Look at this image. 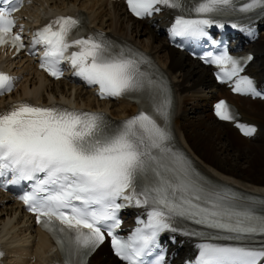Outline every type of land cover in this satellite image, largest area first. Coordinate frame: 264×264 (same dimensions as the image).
<instances>
[{"label":"snow or ice","instance_id":"1","mask_svg":"<svg viewBox=\"0 0 264 264\" xmlns=\"http://www.w3.org/2000/svg\"><path fill=\"white\" fill-rule=\"evenodd\" d=\"M126 2L139 18L160 12V6L173 10L170 35L182 42L208 38L215 43L207 29L213 25L223 29L221 18L251 19L250 13L264 14V0ZM22 4L23 0L0 3V46L25 47L19 32H14L13 13ZM230 26L251 34L237 22ZM32 45L42 47L40 67L52 77L59 79L61 65L68 64L75 76L98 86L102 99L131 97L141 102L136 115L118 123L102 112L61 105L20 102L0 110V181L31 182V190L20 199L56 238L66 264H86V257L104 242L105 234L126 264H151L145 258L160 247L158 238L165 231L204 241L197 245L193 264L264 262V210L257 211L254 198L206 180L175 149L170 89L149 70L142 53L116 45L103 33H87L83 19L72 16L58 17L37 30ZM201 58L215 64L220 69L218 77L232 81L235 92L261 95L252 80L240 75V60L227 52H208ZM13 87V78L0 73V95ZM216 115L225 121L234 119L224 101L216 105ZM254 131L246 127L244 134ZM259 203L264 206V200ZM129 206L144 209L146 219H138L139 226L124 238L115 230L121 223L120 209ZM186 221L201 227H184ZM163 261L160 254L154 264Z\"/></svg>","mask_w":264,"mask_h":264},{"label":"bare ground","instance_id":"2","mask_svg":"<svg viewBox=\"0 0 264 264\" xmlns=\"http://www.w3.org/2000/svg\"><path fill=\"white\" fill-rule=\"evenodd\" d=\"M35 1L36 4L26 13L29 18L40 21L50 10L72 14L80 11L89 15V32L103 33L112 42H120L146 56L150 60L149 70L165 80L175 105L171 117L175 149L183 152L195 169L213 184L247 197L264 199V100L232 95L227 88L214 84L209 67L171 47L163 34L164 26L169 24L171 16L157 14L151 19L134 20L133 27H130L129 22L133 19L121 2ZM250 15L255 19H239V24L250 29L251 35L248 39V31H241L242 39L238 46L257 54L248 70L250 75L264 82V33L255 32L259 26L264 29V16L258 17L257 13ZM16 66V72H23L21 89L15 94L16 97L33 95L39 101L61 98L78 106L103 108L117 122L139 112L140 104L136 101L124 97L109 102L98 101L91 90L72 85L67 79L49 80L30 61L18 62ZM224 96L238 107L242 115L239 125H235L234 121H222L215 115L213 103ZM249 125L257 129L252 135H245L240 126ZM257 141L261 144L255 146L254 142ZM18 206L15 202L5 205L0 203V232H4L0 234V240L3 241L4 236L8 235L10 239L4 241L6 246H9L8 242L17 241L15 244H18L17 247H9L6 264L51 263L55 259L50 253V241L39 230L24 227L25 223L30 224L32 220ZM130 222L133 223L132 220ZM185 239L188 238L183 235L172 236L171 243L177 250L178 259L195 254L196 244L187 247L183 245ZM90 264L122 263L111 255L107 245H103L92 256Z\"/></svg>","mask_w":264,"mask_h":264},{"label":"rangeland","instance_id":"3","mask_svg":"<svg viewBox=\"0 0 264 264\" xmlns=\"http://www.w3.org/2000/svg\"><path fill=\"white\" fill-rule=\"evenodd\" d=\"M133 25H134V24H133L132 22H129V26H130V27H133ZM262 32L264 33V30H263ZM197 98H199V97H197ZM200 100H201V102L204 101V100H202V99H200ZM205 101H206V100H205ZM259 142H260V141H257L256 143L254 142V145H255V144H256L255 146H258V144L260 145L261 143H259ZM240 144H241V143H240ZM241 146H244V145L242 144ZM263 146H264V145H263ZM263 146H262V148H263ZM244 147H245V146H244ZM259 147H261V146H259ZM260 162L262 163V160H261ZM260 162H258V163H260ZM261 163H260V165H262Z\"/></svg>","mask_w":264,"mask_h":264}]
</instances>
